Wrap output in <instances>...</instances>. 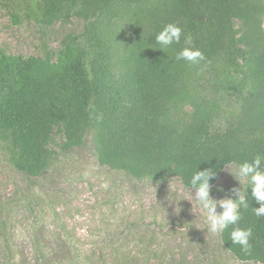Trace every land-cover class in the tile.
Listing matches in <instances>:
<instances>
[{"label": "trees", "instance_id": "obj_1", "mask_svg": "<svg viewBox=\"0 0 264 264\" xmlns=\"http://www.w3.org/2000/svg\"><path fill=\"white\" fill-rule=\"evenodd\" d=\"M48 26L81 20L41 55L0 47V146L16 171L36 177L56 153L90 138L96 162L136 179L176 177L187 187L213 168L264 155V0H0ZM175 23L205 59L177 61L184 47L158 49L154 36ZM59 139L57 150L53 148ZM241 228L250 254L219 235L240 261L264 264V217L247 197Z\"/></svg>", "mask_w": 264, "mask_h": 264}, {"label": "rangeland", "instance_id": "obj_2", "mask_svg": "<svg viewBox=\"0 0 264 264\" xmlns=\"http://www.w3.org/2000/svg\"><path fill=\"white\" fill-rule=\"evenodd\" d=\"M25 13L0 4L7 53L41 55L81 29L75 17L44 26ZM56 154L48 170L31 177L13 169L0 146V264H260L238 260L219 234L207 232L178 178L136 180L100 166L89 137ZM236 168H223L210 189L214 199L240 187L230 173Z\"/></svg>", "mask_w": 264, "mask_h": 264}, {"label": "clouds", "instance_id": "obj_3", "mask_svg": "<svg viewBox=\"0 0 264 264\" xmlns=\"http://www.w3.org/2000/svg\"><path fill=\"white\" fill-rule=\"evenodd\" d=\"M182 35H184L183 29L179 25L168 23L155 34L154 40L159 46L157 48L165 52L173 44H180ZM183 44L184 47L176 53L177 61L183 60L196 65L205 59L203 52L192 46L193 39L190 34L184 35ZM230 173L240 185V187L231 189L233 196L214 199L210 195V181L216 175L211 167L198 170L196 166V170L188 180L187 187L195 206L203 216V224L207 232L222 235L226 229H229V226H233L229 232L231 244L238 245L242 252L250 254L252 249L250 238L253 235V229L251 227L241 228L238 222L242 219L241 208L248 209L250 206L246 198L249 189H251V197L259 203L258 207H252L253 214L257 218L264 217V155L257 154L251 161H243L235 172L230 171ZM181 199L189 200L193 206V199L187 197ZM218 206L220 211H217Z\"/></svg>", "mask_w": 264, "mask_h": 264}]
</instances>
